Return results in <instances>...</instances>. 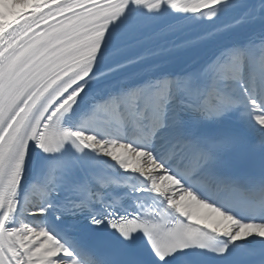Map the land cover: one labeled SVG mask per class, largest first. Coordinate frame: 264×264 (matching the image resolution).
Segmentation results:
<instances>
[{"label": "snow or ice", "instance_id": "1", "mask_svg": "<svg viewBox=\"0 0 264 264\" xmlns=\"http://www.w3.org/2000/svg\"><path fill=\"white\" fill-rule=\"evenodd\" d=\"M226 2L0 0V264H137L89 251L83 228L119 244L142 241L153 264L195 250L224 257L249 238L264 241V219L224 206L264 216V35L222 50L199 72L94 109L141 142L64 123L101 62L128 47L133 33L122 24L134 8L211 20ZM259 12L264 24V0ZM170 84L193 102L165 135L154 112ZM103 157L139 184L101 167ZM30 161L37 177L25 188ZM255 256L264 264V250L251 246L245 264Z\"/></svg>", "mask_w": 264, "mask_h": 264}, {"label": "bare ground", "instance_id": "2", "mask_svg": "<svg viewBox=\"0 0 264 264\" xmlns=\"http://www.w3.org/2000/svg\"><path fill=\"white\" fill-rule=\"evenodd\" d=\"M251 2V7L248 9V11L234 24H232L231 26H228L224 29H221V30H218L216 31L215 33H213L212 35H210L209 37L207 38H203L201 40H198L194 43H191V44H187V45H183V46H180V47H177V48H174V49H171L165 53H162L160 55H158L157 57L155 58H162L166 55H169V54H172V53H176L178 51H182L184 49H190V48H194V47H199V46H202L214 39H217L219 37H225L226 39L216 48V51L214 53V58L219 55V49L221 48L222 50L226 49V48H232V43L230 42L232 39H236L237 41H241L242 37L246 34V31L247 29H249L251 26L255 25V24H258V23H261V20H260V12H259V5L261 4L262 0H250ZM213 58V59H214ZM148 59V58H147ZM147 59H144L143 61L147 60ZM153 58H149L147 61L145 62H148L149 60H152ZM138 65L142 64L141 62L139 63H136ZM205 67V66H204ZM173 89H174V85H169L168 87V92L170 91V96L168 98V100L164 103V113H165V123H166V130L164 131L163 134L167 135V125L170 121L173 120L172 118V109L171 106H172V103L175 102L174 100V97L172 96V93H173ZM91 121H95L96 122V117H92V119H90ZM80 128H83L85 130H88V131H94L96 132V130H94L93 128H90L89 126L87 125H82ZM98 135L102 136V137H106V138H110L108 136H103L101 135L99 132H96ZM34 157V155H32ZM108 160L107 157H104ZM113 164V162H111ZM32 163L31 161L28 163L27 165V169H26V178H25V181L26 180H29L31 179V176H32ZM24 181V182H25ZM251 240V242H264V241H260L259 238H249Z\"/></svg>", "mask_w": 264, "mask_h": 264}]
</instances>
